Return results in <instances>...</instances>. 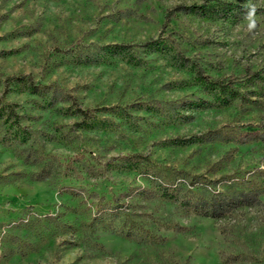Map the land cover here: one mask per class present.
<instances>
[{
    "label": "rangeland",
    "instance_id": "1",
    "mask_svg": "<svg viewBox=\"0 0 264 264\" xmlns=\"http://www.w3.org/2000/svg\"><path fill=\"white\" fill-rule=\"evenodd\" d=\"M246 2L0 0V264H264V0L254 33ZM152 170L254 197L222 218L130 200ZM116 197L163 240L91 226Z\"/></svg>",
    "mask_w": 264,
    "mask_h": 264
},
{
    "label": "trees",
    "instance_id": "2",
    "mask_svg": "<svg viewBox=\"0 0 264 264\" xmlns=\"http://www.w3.org/2000/svg\"><path fill=\"white\" fill-rule=\"evenodd\" d=\"M201 4L176 5L169 11L171 13L180 10H196L202 8ZM253 72V76H257ZM17 82H29L34 85L33 78L30 74H19L5 78ZM75 102L72 97L65 99ZM77 112L81 115H87L86 111L76 107ZM215 137H206L204 141H210ZM194 138L187 139L184 142L192 143ZM202 140V141H203ZM155 170V169H153ZM147 173V183L150 187H143L133 191L130 200L137 198L143 202L151 198H158L169 201L180 207L183 211L194 213L204 217L222 218L233 212L241 202L250 201L254 197V189L249 188L246 193L239 191L240 181L235 175H226L220 177L217 182H221L219 187L217 183L207 181L205 178L199 180V176H186L181 172H165L156 170ZM117 197L110 199L102 204H95L96 211L90 218V225H102L111 231L126 237H132L139 242H158L163 240V236L153 235L146 225L135 219V213L132 211V203L119 205Z\"/></svg>",
    "mask_w": 264,
    "mask_h": 264
},
{
    "label": "clouds",
    "instance_id": "3",
    "mask_svg": "<svg viewBox=\"0 0 264 264\" xmlns=\"http://www.w3.org/2000/svg\"><path fill=\"white\" fill-rule=\"evenodd\" d=\"M243 8L245 9L243 19L247 22V30L250 33H254L258 28L257 7L255 4L251 3L250 0H247Z\"/></svg>",
    "mask_w": 264,
    "mask_h": 264
}]
</instances>
